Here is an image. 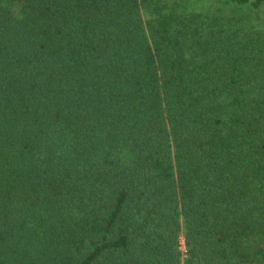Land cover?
<instances>
[{"label":"trees","instance_id":"1","mask_svg":"<svg viewBox=\"0 0 264 264\" xmlns=\"http://www.w3.org/2000/svg\"><path fill=\"white\" fill-rule=\"evenodd\" d=\"M0 264H264V0H0Z\"/></svg>","mask_w":264,"mask_h":264},{"label":"rangeland","instance_id":"2","mask_svg":"<svg viewBox=\"0 0 264 264\" xmlns=\"http://www.w3.org/2000/svg\"><path fill=\"white\" fill-rule=\"evenodd\" d=\"M197 7H198V8H200V5H199V4H197Z\"/></svg>","mask_w":264,"mask_h":264}]
</instances>
